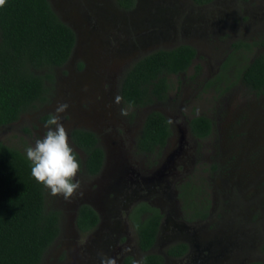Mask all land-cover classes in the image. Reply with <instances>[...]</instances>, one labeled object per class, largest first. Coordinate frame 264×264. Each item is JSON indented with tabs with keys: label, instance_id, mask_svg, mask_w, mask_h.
<instances>
[{
	"label": "rangeland",
	"instance_id": "rangeland-1",
	"mask_svg": "<svg viewBox=\"0 0 264 264\" xmlns=\"http://www.w3.org/2000/svg\"><path fill=\"white\" fill-rule=\"evenodd\" d=\"M48 2L74 31L77 48L70 62L55 69L47 101L0 126V141L26 154V148L47 131L40 117L52 114L60 104L68 105L61 114L67 132L71 127L93 129L105 145H116L123 152L147 111L158 110L183 128L190 116L204 114L211 119L212 130L194 147L189 144L186 152L194 161L185 167L188 178L194 184L199 182L201 195L197 197L212 210L200 223L202 235H213V264H264L260 250L264 239V94H252L235 79L236 68L264 51L260 44L264 40V0H211L204 4L135 0L130 9H121L115 0ZM237 40L258 44L234 51L220 70ZM180 44L193 46L196 56L183 74L168 77L170 87L162 101L135 109L117 100L119 74L132 61ZM79 62L86 68L77 71ZM194 66H198L196 74ZM219 70V79L205 86ZM174 171L182 173L179 166ZM76 177L80 188L68 199L51 195L45 187L47 206L59 210L62 218L59 235L39 264H72L82 258L83 237L72 238L74 231L67 223L68 207L84 185V180ZM194 196L191 185L184 198L188 214L200 205ZM181 202L176 203L177 216L171 218L177 224L191 220ZM122 224L119 219L117 225Z\"/></svg>",
	"mask_w": 264,
	"mask_h": 264
},
{
	"label": "trees",
	"instance_id": "trees-1",
	"mask_svg": "<svg viewBox=\"0 0 264 264\" xmlns=\"http://www.w3.org/2000/svg\"><path fill=\"white\" fill-rule=\"evenodd\" d=\"M115 3L121 9H130L134 0H115ZM74 43V31L61 20L48 0H5L0 6V126L13 123L22 113L47 101L55 80V68L67 61ZM257 44L254 41L233 42L232 50L219 69L225 68L233 52L240 47L249 50ZM260 44L264 45V40ZM195 53L192 46L180 44L156 49L135 59L121 76L118 90L122 103L128 107H142L162 101L170 87L168 77L184 73ZM194 67L196 74L198 66ZM220 70L213 76V83L219 79ZM235 79L252 94H264V51L256 52L236 68ZM49 116L44 114L40 120L47 122ZM210 126L211 121L205 115H193L188 120L191 134L200 139L209 134ZM169 134L165 117L151 110L145 115L137 135V149L142 153L155 151L156 156ZM69 137L84 152L86 170L96 172L102 153L96 146L94 134L74 128ZM158 218V213L152 211L136 225L142 249L153 241ZM59 220L60 212L47 206L45 186L32 176L31 162L26 154L0 141V264H39L59 233ZM95 222L94 211L80 205L75 216L79 230L84 231ZM260 250L264 253V240ZM140 264L161 262L157 255L147 254Z\"/></svg>",
	"mask_w": 264,
	"mask_h": 264
},
{
	"label": "flooded vegetation",
	"instance_id": "flooded-vegetation-1",
	"mask_svg": "<svg viewBox=\"0 0 264 264\" xmlns=\"http://www.w3.org/2000/svg\"><path fill=\"white\" fill-rule=\"evenodd\" d=\"M77 44L78 41L75 36L71 54L61 67L71 61ZM75 68L79 71L85 69L86 66L84 62H79ZM68 71L72 76V70ZM124 71L119 74L117 90ZM210 80H212L210 83L212 84L213 78ZM117 95L119 97V90ZM119 102H122L121 99ZM149 105L131 108L140 109ZM148 112L143 115L124 152L119 148L121 147L119 145V150L116 145L110 147L105 145L102 138L93 129L71 127L68 130L69 144L80 161V170L77 174L80 179H78L84 180L81 192L68 207L70 212L67 215V223L74 231L72 238L82 235L84 240L82 258L81 260L76 259V263L72 262V264H101L102 254L107 257H115L116 264H137V262L140 264L143 256L147 254L157 255L161 264H213V235L210 234L208 237L202 235L203 226L200 223L206 221L212 210L208 211L204 199L199 200L197 197L201 195L199 194L200 188H197L199 182L194 184V181L188 178L186 175L188 170L185 167L186 163L191 164L194 161L192 154L186 152L190 147L189 144L194 147L196 142L206 138L212 130V121L205 115L211 121L210 132L200 139L194 137L188 127V120L193 115L187 119L183 128L175 123L172 124L170 119L159 111L168 122L170 134L159 148V154L155 156V151L142 153L136 146L137 135ZM74 128L90 131L96 138V146L101 150L102 157L100 165L94 173L86 170L83 165L84 152L70 140L69 133ZM175 132L177 133L176 138H174ZM177 166L181 167L182 173L174 171ZM167 175H170L171 179L167 180ZM191 185H194V199L198 200L200 205L188 214V211L185 210L184 201L186 200L184 198L186 193L190 192ZM180 200L183 201L181 202L183 211L191 220H184L185 222L182 220L181 224H177L171 218L177 216L176 203ZM80 205L90 208L96 216V222L93 226L84 231L79 230L75 225V216ZM152 211H156L159 215L157 227L151 244L142 249L139 246L136 225L143 222L152 214ZM61 218L60 214L59 231ZM119 219L123 221L122 226L117 225ZM193 224H196L195 227Z\"/></svg>",
	"mask_w": 264,
	"mask_h": 264
},
{
	"label": "clouds",
	"instance_id": "clouds-1",
	"mask_svg": "<svg viewBox=\"0 0 264 264\" xmlns=\"http://www.w3.org/2000/svg\"><path fill=\"white\" fill-rule=\"evenodd\" d=\"M4 4L5 0H0V6ZM67 107V104L58 105L46 122V133L26 148L35 180L48 188L51 195H63L65 199L72 197L80 188L76 179L80 161L68 142V132L61 116ZM101 264H116V258L102 254Z\"/></svg>",
	"mask_w": 264,
	"mask_h": 264
}]
</instances>
